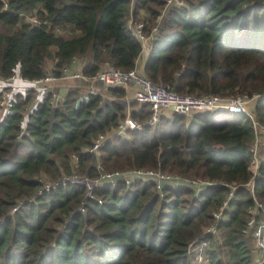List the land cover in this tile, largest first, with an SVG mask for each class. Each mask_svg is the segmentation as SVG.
Returning a JSON list of instances; mask_svg holds the SVG:
<instances>
[{
	"label": "trees",
	"instance_id": "obj_1",
	"mask_svg": "<svg viewBox=\"0 0 264 264\" xmlns=\"http://www.w3.org/2000/svg\"><path fill=\"white\" fill-rule=\"evenodd\" d=\"M178 1L0 0V76L41 78L47 60L56 76L77 62L93 76L109 62L180 95L258 93L251 111L264 125V0ZM137 23L150 42L141 67ZM79 84L67 87L60 108L44 98L28 114L33 95L21 92L13 112L0 117V264H193L190 246L201 241L203 264H253L247 225L255 200L264 206V148L250 190V119L216 110L187 120L164 111L121 139L113 133L125 116V89L114 88L119 100L102 104L95 89L80 98ZM149 114L143 105L130 116L145 123ZM100 136L106 141L97 152H86ZM134 170L180 185L102 183V175ZM72 175L99 181L91 198L70 182L38 193V179Z\"/></svg>",
	"mask_w": 264,
	"mask_h": 264
},
{
	"label": "built area",
	"instance_id": "obj_2",
	"mask_svg": "<svg viewBox=\"0 0 264 264\" xmlns=\"http://www.w3.org/2000/svg\"><path fill=\"white\" fill-rule=\"evenodd\" d=\"M32 23H38L34 18H29ZM142 24L137 23L133 28V32L136 38L141 42L147 38L141 32ZM156 27L153 28L155 30ZM75 63V60L72 61ZM55 68L52 66L51 71L47 72L45 76L28 80L22 78L19 73L14 72L8 77L0 76V117H5L7 114L13 112L14 102L21 92H30L33 95V103L31 106L25 107V114H28L35 107L37 102L47 98L52 110L60 108L65 101L66 89L70 84H75L77 80L82 82V89L80 91V98L86 96L89 92L94 90L95 86H102L106 90L107 95H111V90L117 87H123L128 90L129 87L135 88L134 96H131L127 100H124L127 106L129 102H138V106L141 108L143 105L147 106L149 111V118L145 123H140L130 116L129 110L126 112L129 114L123 117L117 125L114 131V136L121 139L130 140L127 134L128 129L140 130L145 125H154L161 117L164 111L171 113H177L184 115L185 117L192 118L193 114L204 111H228L230 113H242L250 119L253 129V140L250 146L251 158L249 160V171L251 173L250 190H252L253 181L258 176V168L260 164L259 150L264 148V125L258 123L254 118L250 108H248V99L246 95L241 96H222L215 94L205 95H180L172 90H169L160 85L153 84L143 73L137 70L132 71H121L114 68L109 62H105L103 68L93 76H85L78 69L68 72L67 68L62 70L59 76L53 73ZM70 83V84H69ZM110 88L111 90H108ZM108 100L106 97L102 99V104ZM23 132L21 131L18 138H21ZM106 141V137L100 136L94 142L93 145L87 149L88 153L97 152L98 148ZM116 177H122L128 183L130 179H138L145 182H152L158 189L171 184L170 177L165 176L160 172H153L150 170L140 171L134 170L126 173H113L102 175L103 184H113ZM39 182L43 183L41 190L38 192L42 194L63 185L64 183H80L86 188V195L92 197V188L99 183V181L91 182L86 177H77L75 175L64 177L61 181L56 183L43 182L38 179ZM183 185H190V182H182ZM173 187L176 188L180 184L178 182L172 183ZM203 185V184H199ZM234 188L230 189V193L226 201L222 205V209L214 214L215 223L222 219V213L229 200H231L232 192ZM255 200V198L253 197ZM256 207L250 210V218L248 220V226L252 224V242L256 250V257L253 264H264V206L256 202ZM19 206L12 208V212H15ZM260 212V213H259ZM256 216H259L256 221ZM214 225L207 229V235L214 231ZM207 241H201L194 243L190 246L189 254L193 258V264H203L205 261V250L207 248Z\"/></svg>",
	"mask_w": 264,
	"mask_h": 264
},
{
	"label": "rangeland",
	"instance_id": "obj_3",
	"mask_svg": "<svg viewBox=\"0 0 264 264\" xmlns=\"http://www.w3.org/2000/svg\"><path fill=\"white\" fill-rule=\"evenodd\" d=\"M170 1H173V0H168V2H170ZM174 2L175 3H177V4H180L181 2H179L178 0H174ZM168 4H170V3H168ZM155 27V26H154ZM153 27V28H154ZM148 40L146 39V40H142L140 43L142 44V47H143V51H146L145 49H146V47H147V45H146V42H147ZM149 43V42H148ZM143 53V52H142ZM141 53V54H142ZM49 60H47V62H48ZM46 62V63H47ZM51 64V63H50ZM49 63L47 64V66H46V70H47V72H49V71H51V69H52V66H53V64H51L50 65ZM79 63L77 62L76 63V66H75V68L72 66V67H68L67 68V71L68 72H71V71H74V70H78V68H79ZM78 83H80L79 85H82V82L80 81V80H77L76 82H75V84H78ZM261 86H264V80L261 82ZM129 90H127L128 91V93L130 94L129 95V97L130 96H134V93H135V88L133 87V86H131V87H129L128 88ZM104 90V89H103ZM241 95H246L247 96V99L249 100L248 101V108H250V110H251V108H252V105L254 104V102H255V100L258 98V96L260 95V94H258V93H253L252 94V96L251 97H249L247 94H237V96H241ZM233 96H235V95H233ZM105 97L106 98H109V97H111L110 95L109 96H107V94L105 95ZM129 97H127V100L129 99ZM104 102H107V103H109V99L108 100H105ZM123 103H124V101H123ZM137 104H138V102H136ZM139 105V104H138ZM138 106L136 107V110H138ZM126 112V111H125ZM167 112H169V111H165V113H167ZM252 112V111H251ZM126 115H128V117H130L129 116V114H127V113H125ZM125 118V117H124ZM186 119L187 120H190V118H188V117H186ZM130 136V135H129ZM247 230H248V232H247V235H248V238H247V242H248V245L250 246V248H252L253 250L255 249L254 247H253V242H252V231H253V227H252V224H250L249 226L247 225ZM255 257H256V255H255Z\"/></svg>",
	"mask_w": 264,
	"mask_h": 264
},
{
	"label": "crops",
	"instance_id": "obj_4",
	"mask_svg": "<svg viewBox=\"0 0 264 264\" xmlns=\"http://www.w3.org/2000/svg\"><path fill=\"white\" fill-rule=\"evenodd\" d=\"M150 44V42L148 43V41L146 42V45H147V47H146V51H142L143 53L140 55V57L138 58L139 59V61L137 60V63H138V65H139V67H141L142 65H143V62H144V60H145V57H146V55H147V48H148V46H150L149 45ZM51 49H52V51L53 52H55L56 51V48L55 47H51ZM53 64L52 63V61H48L47 63H46V66H47V64ZM50 64V65H51ZM80 67V66H79ZM79 69V68H78ZM80 70V69H79ZM70 84V83H69ZM71 85V84H70ZM69 85V86H70ZM68 87V86H67ZM94 89L97 91V92H99V93H101V94H103V97L105 98V95L107 94V92H106V90L104 89L103 90V87L102 86H100V85H98V86H95L94 87ZM67 90L68 89H66V92H67ZM129 90V89H128ZM125 91H126V96L125 97H123L122 99H120V101L122 102V104H123V106H124V113H126L128 110H129V113H131L132 111H137L136 110V107L138 106V104L135 102V101H130L129 102V104L126 106L125 105V103H123V101L127 98V97H129V93H128V91L125 89ZM107 96H109V95H107ZM111 97H109V98H107V99H109V102L110 101H113V100H119V99H117V98H115L114 96H112V95H110ZM129 98H131V96L129 97ZM139 107V106H138ZM140 108V107H139ZM126 111V112H125Z\"/></svg>",
	"mask_w": 264,
	"mask_h": 264
},
{
	"label": "water",
	"instance_id": "obj_5",
	"mask_svg": "<svg viewBox=\"0 0 264 264\" xmlns=\"http://www.w3.org/2000/svg\"><path fill=\"white\" fill-rule=\"evenodd\" d=\"M108 90H111L110 88H108Z\"/></svg>",
	"mask_w": 264,
	"mask_h": 264
}]
</instances>
